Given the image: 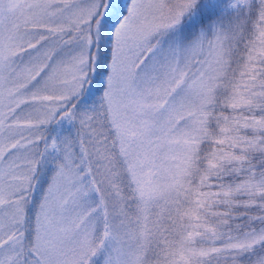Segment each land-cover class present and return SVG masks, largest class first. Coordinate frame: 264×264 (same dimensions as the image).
I'll return each mask as SVG.
<instances>
[{"label":"snow or ice","instance_id":"snow-or-ice-1","mask_svg":"<svg viewBox=\"0 0 264 264\" xmlns=\"http://www.w3.org/2000/svg\"><path fill=\"white\" fill-rule=\"evenodd\" d=\"M0 264H264V0H0Z\"/></svg>","mask_w":264,"mask_h":264}]
</instances>
